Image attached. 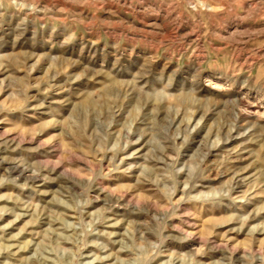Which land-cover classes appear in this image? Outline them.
I'll list each match as a JSON object with an SVG mask.
<instances>
[{
	"label": "rangeland",
	"instance_id": "1",
	"mask_svg": "<svg viewBox=\"0 0 264 264\" xmlns=\"http://www.w3.org/2000/svg\"><path fill=\"white\" fill-rule=\"evenodd\" d=\"M0 264H264V0H0Z\"/></svg>",
	"mask_w": 264,
	"mask_h": 264
},
{
	"label": "bare ground",
	"instance_id": "2",
	"mask_svg": "<svg viewBox=\"0 0 264 264\" xmlns=\"http://www.w3.org/2000/svg\"><path fill=\"white\" fill-rule=\"evenodd\" d=\"M131 131H132V130H131ZM132 132H133V131H132ZM127 134H128V132H127ZM127 134H126V136H127ZM126 136H125V137H126Z\"/></svg>",
	"mask_w": 264,
	"mask_h": 264
}]
</instances>
